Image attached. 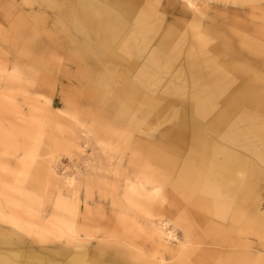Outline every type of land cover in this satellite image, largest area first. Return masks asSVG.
I'll return each mask as SVG.
<instances>
[{"label":"rangeland","instance_id":"1","mask_svg":"<svg viewBox=\"0 0 264 264\" xmlns=\"http://www.w3.org/2000/svg\"><path fill=\"white\" fill-rule=\"evenodd\" d=\"M109 1L0 0V264H156L157 256L174 264L187 241L201 255L184 253L179 264H264V242L244 233V218L236 224L208 215L211 204L208 214L199 209V194L189 186L203 161L195 131L217 141L207 128L213 108L235 88L255 83L264 92V0H193L195 7L184 0ZM95 20L105 22L96 28ZM243 35L257 47L244 48ZM232 66L239 71L229 73ZM204 108L211 110L204 115ZM262 111L250 117L264 122ZM69 139L81 150L67 147ZM152 149L174 168L158 164ZM106 157L117 176L104 174ZM53 167L59 177L48 176ZM262 181L255 180L253 192L264 211ZM242 186L236 184L230 198L217 190L210 200L237 208ZM150 215L177 239L159 255L144 224ZM16 216L23 221L15 228ZM68 225L86 237L82 250Z\"/></svg>","mask_w":264,"mask_h":264},{"label":"bare ground","instance_id":"2","mask_svg":"<svg viewBox=\"0 0 264 264\" xmlns=\"http://www.w3.org/2000/svg\"><path fill=\"white\" fill-rule=\"evenodd\" d=\"M12 1V0H11ZM45 1L46 4H50L52 3V1L50 0H43ZM112 1V0H110ZM109 1V2H110ZM187 1L188 6L190 7H195V2L192 0H184ZM247 1H257V0H247ZM105 2V1H104ZM155 2V1H154ZM242 2V1H241ZM245 2V0H244ZM259 2V1H258ZM63 3V2H62ZM61 3V4H62ZM77 3V2H76ZM149 3V2H148ZM256 3V2H255ZM261 3V2H260ZM27 4V3H26ZM233 4V3H232ZM12 5V4H11ZM29 5V4H28ZM68 5V3H67ZM78 5V4H77ZM243 5V4H242ZM245 5V4H244ZM263 5V4H262ZM13 6V5H12ZM33 6V5H32ZM60 6V5H59ZM87 6V5H86ZM151 6V5H150ZM42 7V6H41ZM57 7V6H56ZM65 7V6H64ZM246 7V6H244ZM77 8V6L75 7ZM147 8V7H146ZM189 8V7H188ZM197 8V7H196ZM247 9V8H246ZM61 10V9H60ZM76 10V9H75ZM194 10V9H192ZM78 11V10H77ZM98 11L101 13L102 9H98ZM140 11V10H139ZM21 12V11H20ZM37 12V11H36ZM62 12V11H61ZM193 12V11H192ZM200 12V11H199ZM19 13V12H18ZM45 13V12H44ZM140 13V12H139ZM56 14V12H55ZM83 15V13H80ZM148 14V13H147ZM191 14V13H190ZM195 14V13H194ZM199 14V13H198ZM246 14V13H245ZM29 15V14H28ZM35 15V14H34ZM58 15V14H57ZM61 15V14H60ZM59 15V16H60ZM200 15V14H199ZM198 15V16H199ZM7 16V15H6ZM30 16V15H29ZM33 16V15H32ZM37 16V15H36ZM138 16H141L140 14ZM149 16V15H148ZM248 16V15H247ZM42 17V16H41ZM62 17V16H61ZM68 17V16H67ZM137 17V16H136ZM135 17V18H136ZM192 18H195L193 16H191ZM17 18V16H16ZM65 18V17H64ZM139 18H142L139 17ZM197 18V15H196ZM252 18V17H251ZM250 18V19H251ZM7 19V18H6ZM24 19V18H23ZM59 19V18H58ZM67 19V18H66ZM65 19V21H66ZM160 19V18H159ZM178 19V18H176ZM223 19V18H222ZM30 20V19H29ZM34 20V19H33ZM39 20V18H38ZM64 20V19H63ZM145 20V19H144ZM192 20V19H190ZM182 21V20H181ZM192 21H195L194 19ZM197 21V20H196ZM226 20H224L225 22ZM17 22V21H16ZM25 22V21H24ZM38 22V21H37ZM64 22V21H62ZM90 22V21H89ZM105 22V21H103ZM101 20H98V22L95 20L94 21V26L96 28H101L103 26V23ZM179 22V21H178ZM200 22V20H198V23ZM227 22V21H226ZM249 21H247L248 23ZM14 23V22H13ZM22 23V22H21ZM66 23V22H65ZM92 23V22H91ZM190 25V22H188ZM193 23V22H192ZM195 23V22H194ZM197 23V22H196ZM242 23V20H241ZM246 23V22H245ZM39 24V23H38ZM63 24V23H62ZM79 24V23H78ZM133 24V21H132ZM136 24V22H135ZM243 24V23H242ZM249 24V23H248ZM14 25V24H13ZM12 25V26H13ZM28 25V24H27ZM43 25V24H42ZM134 25V24H133ZM137 25V24H136ZM172 25V24H171ZM188 25V27H190ZM200 26V25H199ZM225 26V25H224ZM241 26V25H240ZM247 26V25H246ZM18 27V26H17ZM42 27V26H41ZM186 27V28H188ZM201 27V26H200ZM248 27V26H247ZM251 27V26H250ZM255 27V25H254ZM20 28V27H19ZM195 28V27H194ZM245 28V27H244ZM17 29V28H16ZM190 29V28H188ZM198 29V28H197ZM252 29V28H251ZM260 29V28H259ZM19 30V29H17ZM53 30V29H52ZM184 30V28H183ZM187 30V29H186ZM263 30V29H262ZM132 31V30H131ZM189 31V30H188ZM234 31V30H233ZM183 32V31H181ZM198 32H200L198 30ZM197 32V33H198ZM241 32V31H240ZM248 32V31H247ZM256 32V31H255ZM258 32V30H257ZM256 32V33H257ZM263 32V31H262ZM18 33V32H17ZM177 33V32H176ZM180 33V32H179ZM184 33V32H183ZM232 33V32H231ZM260 34V32H258ZM186 34V32H185ZM237 33H235L236 35ZM244 34V33H242ZM263 34V33H262ZM121 35V34H120ZM188 35V34H187ZM226 35V34H225ZM258 35V34H257ZM261 35V34H260ZM116 36V35H115ZM146 36V35H145ZM184 36V35H183ZM195 36V35H194ZM200 36V35H199ZM56 37V36H55ZM58 37V36H57ZM129 37V36H128ZM127 37V38H128ZM180 37V36H179ZM178 37V38H179ZM222 37V36H221ZM229 37V36H228ZM227 37V38H228ZM52 38H54L52 36ZM117 38V37H116ZM119 38V37H118ZM126 38V39H127ZM131 38V37H129ZM128 38V39H129ZM204 38V37H203ZM236 38V36H235ZM132 39V38H131ZM131 39H129L130 41H132ZM134 39V38H133ZM143 39V38H142ZM194 39V38H193ZM198 39V37H197ZM205 39V38H204ZM222 39V38H221ZM52 40V39H51ZM114 40V38L112 39ZM208 40V39H207ZM228 40V39H227ZM233 40V39H232ZM12 41V40H11ZM125 41V40H124ZM129 41V42H130ZM143 41V40H142ZM206 41V39H205ZM204 41V42H205ZM60 42V41H57ZM136 42V41H135ZM203 42V41H200ZM38 43V42H37ZM43 43V42H42ZM56 43V42H55ZM137 43V42H136ZM135 43V44H136ZM144 43V41L142 42ZM126 44V43H125ZM124 44V45H125ZM192 44V43H191ZM198 43H196L197 45ZM206 44V43H205ZM209 44V43H208ZM207 44V45H208ZM240 44L244 47V48H252L255 49L257 47V42L255 41V39L253 40L252 36H247V35H243V38H241L240 40ZM35 45V44H34ZM38 46L41 45V43L37 44ZM35 45V46H37ZM122 46H120V48H123V43L121 44ZM174 45V44H173ZM194 46V44H192ZM127 46V45H126ZM148 46V45H147ZM10 47V46H9ZM43 46L41 45V48ZM146 47V45H145ZM144 47V48H145ZM174 47V46H172ZM197 47V46H196ZM195 47V49H196ZM221 47V46H220ZM57 48V47H56ZM61 48V47H59ZM206 48V45H205ZM205 48L202 49L205 50ZM38 49V47H36V50ZM53 49V48H52ZM130 49V48H129ZM129 49H127L129 51ZM143 49V48H142ZM160 49V48H159ZM190 49V48H189ZM199 49V48H198ZM220 49V48H219ZM58 50V49H57ZM125 51V49H123ZM151 50V49H150ZM194 50V49H192ZM197 50V49H196ZM200 50V49H199ZM202 50V51H203ZM59 51V50H58ZM191 51V49H190ZM209 51V50H208ZM255 51V50H254ZM60 52V51H59ZM170 52V51H169ZM193 52V51H192ZM199 52V51H197ZM196 52V53H197ZM252 52V51H251ZM122 53V52H120ZM124 53V52H123ZM126 53V51H125ZM195 53V54H196ZM202 53V52H201ZM201 53H199L198 56L201 55ZM220 53V50H219ZM253 53V52H252ZM258 53V52H257ZM256 53V54H257ZM192 54V53H191ZM207 56L209 55V53H206ZM54 55V54H52ZM50 55V56H52ZM153 55V54H152ZM260 55V54H258ZM75 56V55H74ZM206 56V57H207ZM244 56V55H243ZM150 57V54H149ZM148 57V58H149ZM154 57V56H153ZM158 57V56H156ZM179 57V56H178ZM205 57V54H204ZM147 58V56H146ZM203 58V56H202ZM214 58V57H213ZM241 58V57H240ZM179 59V58H178ZM156 60V58H155ZM170 60V59H169ZM168 60V61H169ZM174 60V59H173ZM214 60V59H213ZM132 61V60H131ZM152 61V60H151ZM158 61V60H157ZM156 61V62H157ZM167 61V62H168ZM205 61V60H204ZM212 61V60H211ZM210 61V62H211ZM134 62V61H133ZM143 62V61H142ZM154 62V61H153ZM163 62V61H162ZM209 62V61H208ZM145 63V61H144ZM202 63V62H201ZM225 63V62H224ZM228 63V62H227ZM169 64V63H168ZM210 64V63H209ZM208 64V65H209ZM223 64V63H222ZM134 65V64H133ZM138 65V63H137ZM149 65V64H148ZM153 65V64H152ZM216 65V64H215ZM217 66V65H216ZM144 67V66H143ZM142 67V69H143ZM209 67V66H208ZM222 67V66H221ZM224 67V66H223ZM238 66H232L231 70H229V73L233 74V72H237L239 71V69L237 68ZM98 68V67H97ZM134 68V67H133ZM132 68V69H133ZM153 68V66H152ZM158 68V67H157ZM160 68V67H159ZM207 68V67H206ZM155 69V68H154ZM162 69V67H161ZM215 69V68H214ZM171 70V69H170ZM213 70V69H212ZM219 70V68H218ZM146 71V70H145ZM159 71V70H158ZM162 71V70H161ZM141 72V71H138ZM157 72V71H155ZM215 72V71H213ZM219 72V71H218ZM227 72V71H226ZM142 73V72H141ZM151 73V71H150ZM212 73V72H210ZM209 73V75H210ZM117 74V72H116ZM115 74V75H116ZM139 74V73H138ZM152 74V73H151ZM175 74V73H174ZM108 75V74H107ZM106 75V77L108 78V76ZM141 76V75H140ZM150 76V75H148ZM164 76V75H163ZM174 76V75H173ZM100 77V75H99ZM105 77V78H106ZM143 77V76H142ZM152 77V76H151ZM165 77V76H164ZM228 77V76H227ZM93 78V77H92ZM91 78V79H92ZM103 78V77H102ZM103 78V79H105ZM147 78V77H146ZM36 79V78H35ZM148 79V78H147ZM102 79H100L101 81ZM225 80V79H224ZM35 81V80H34ZM44 81V80H43ZM111 81V80H110ZM109 81V82H110ZM177 81V80H176ZM47 82V81H46ZM222 82V81H221ZM33 83V82H32ZM34 84V83H33ZM107 84V83H106ZM105 84V85H106ZM146 84V83H145ZM110 85V84H109ZM114 85V84H113ZM128 85V84H127ZM142 86V84H141ZM140 86V87H141ZM107 87V85H106ZM127 87V86H126ZM125 87L123 88H119L120 92H124L125 91ZM155 89V88H154ZM181 89V88H180ZM183 89V88H182ZM112 92V89L110 90ZM114 93H116L117 91H115L113 89ZM146 91V90H145ZM174 91V90H173ZM176 91V89H175ZM174 91V92H175ZM181 91V90H178ZM119 92H117L118 94ZM150 93V92H149ZM103 94V93H102ZM228 96L226 95V97L223 99L221 106L218 105L217 107H212L214 110V121L209 124L208 131L211 133V135L215 136L217 141L215 142L214 140L210 141V139H205V137L201 138V134L198 131H195V137L196 139L193 140L196 143L195 147L197 148L196 150L199 151V148H201L202 150V154H201V158L203 159L202 161V165H201V171H199V173H197V171H194V180L192 183H189L190 185V190L191 188H193V192H195V194L198 192L199 195L196 194V198H195V204L196 206L201 209L203 212L208 214L209 211V207H208V203L211 204V210L208 215H212L215 216L217 219L221 220V222H225V219H229L231 222L233 223H240V221L242 220V218H244V233H246L247 235H250L256 239H259L261 243L264 242V211H262L260 209V205H261V200L258 199L257 195L254 191V187L258 186L259 183L255 182L256 179L259 180H263L262 182L264 183V122L261 121V118L259 119V117H250L252 115L251 111L255 110V109H262L263 111L260 113V115H263L264 113V92H262V90H259L258 86L255 85V83H251L249 86H247L245 89L244 88H235L234 90L230 91L227 93ZM221 97V96H219ZM218 97V98H219ZM148 100V98H147ZM32 102V101H31ZM34 102V101H33ZM151 102V101H150ZM9 103V102H8ZM200 103V102H199ZM29 104V103H28ZM27 104V105H28ZM156 104V103H155ZM168 104V103H167ZM154 105V104H153ZM157 105V104H156ZM196 105V104H195ZM155 106V105H154ZM194 106V105H193ZM201 106V105H199ZM223 106V107H222ZM202 107V106H201ZM46 109V108H45ZM195 109V108H194ZM48 110V109H47ZM210 108H204L203 109V114H207L208 111H210ZM46 111V110H45ZM51 114H53V110H50ZM49 111V112H50ZM49 112L47 113V115L49 114ZM195 112V111H194ZM55 113V112H54ZM56 114V113H55ZM50 114L47 117L50 120ZM54 116V115H53ZM263 117V116H262ZM55 118V117H54ZM57 118V116H56ZM203 118V117H202ZM201 118V119H202ZM46 119V118H45ZM53 119V117H52ZM197 119V118H196ZM47 120V119H46ZM56 121V119H55ZM50 122V121H49ZM211 122V121H209ZM196 130V129H194ZM193 130V131H194ZM63 134V133H62ZM121 134V133H120ZM120 134H118L120 136ZM43 136V135H42ZM71 137V136H70ZM73 137V136H72ZM121 137V136H120ZM85 138V137H84ZM130 138V137H129ZM53 139V137H52ZM76 139V138H75ZM74 139V140H75ZM119 139V138H118ZM121 140V139H120ZM53 142V141H52ZM56 142V141H55ZM67 147H69L70 149H73L75 152L81 150L79 148L78 145H76L77 143L73 141V139H69L67 140ZM118 142V140H117ZM116 142V143H117ZM154 142V141H153ZM215 142V144H213ZM59 143V142H58ZM57 144V143H56ZM66 144V143H65ZM129 144V143H128ZM58 145V144H57ZM49 146V145H46ZM51 146V145H50ZM54 146H56L54 144ZM64 146V145H63ZM110 146V145H109ZM45 147V146H44ZM57 147V146H56ZM62 147V146H61ZM36 148V147H35ZM47 148V147H46ZM51 148V147H50ZM49 148V149H50ZM34 149V147H33ZM48 149V150H49ZM52 149V148H51ZM50 149V150H51ZM59 149V147H58ZM158 149V148H157ZM47 150V149H46ZM112 150V149H111ZM34 151V150H33ZM38 151V150H37ZM36 151V152H37ZM35 152V153H36ZM48 152V151H47ZM153 154H156V161L158 164L161 163V166H164L165 168H169L172 169L171 167H173L172 165H174L175 163L171 162L170 160H168L169 157H167L166 155L162 156L160 155L161 153H159L157 150L152 149ZM159 154H158V153ZM42 153V152H41ZM164 153V152H163ZM174 154V151L172 152ZM49 154V152H48ZM79 154V152H78ZM35 155V154H34ZM37 155H39L38 157H40V154L37 152ZM44 155V154H43ZM168 155V154H167ZM35 158V156L33 157ZM112 158V157H111ZM175 158V157H174ZM40 159V158H39ZM23 160V159H22ZM34 160V159H33ZM43 160V159H42ZM111 159H107V157L103 160V172L104 174H108V173H112V176H117L116 171L117 168L112 167L113 165H111V163L109 162ZM21 161V159H20ZM25 161V160H24ZM22 161V162H24ZM45 161V160H44ZM27 163V161H26ZM25 162L23 163V165L26 164ZM29 163V162H28ZM36 163V162H35ZM49 163V162H48ZM30 164V163H29ZM47 164V163H46ZM37 165V164H36ZM40 165V164H39ZM48 165V164H47ZM46 165V166H47ZM34 166V163L33 165ZM49 166V165H48ZM189 167H191L188 164ZM22 167V163L21 166H19V169ZM24 167V166H23ZM41 167V166H40ZM27 168V167H26ZM39 168V166L37 167ZM37 168H35L36 171ZM101 168V167H100ZM174 168V167H173ZM18 169V170H19ZM25 169V168H24ZM195 169V167H194ZM21 170H23L21 168ZM27 170V169H26ZM14 171V169H13ZM16 171V170H15ZM20 171V170H19ZM33 171V170H32ZM31 171V172H32ZM47 171V169H46ZM177 171V169H176ZM175 171V172H176ZM27 172V171H26ZM29 172V171H28ZM20 173H22L20 171ZM25 173V172H24ZM39 173V172H38ZM8 174V173H7ZM17 174V173H16ZM27 174V173H26ZM37 174V172H36ZM48 176L51 178L52 176H54L53 178H56L58 175L57 173L54 171V167L50 168V170L48 171ZM236 174H240V177L238 178ZM9 175V174H8ZM31 175V174H30ZM110 175V174H109ZM11 176V175H10ZM9 176V178H11ZM16 176V175H15ZM14 176V177H15ZM40 176V175H39ZM17 177V176H16ZM36 177V176H35ZM59 177V176H58ZM105 177L108 178V176L105 175ZM31 178V177H29ZM33 178V177H32ZM37 178V177H36ZM34 178V182L35 179ZM43 178V176H42ZM104 178V177H103ZM14 179V178H13ZM19 179V177H18ZM22 180V178H20ZM26 179V178H25ZM106 179V178H105ZM109 179V178H108ZM29 180V179H28ZM38 180V179H36ZM46 180V179H45ZM145 180V179H144ZM150 180V179H149ZM173 180V179H172ZM20 181V180H18ZM50 181V179H49ZM48 181V182H49ZM108 181V180H107ZM107 181L104 180L103 184L107 185ZM27 182V181H26ZM32 182V180H31ZM110 182V180H109ZM50 183V182H49ZM242 184V189L240 191V193L237 196V200L238 202H240L239 207L237 208H229L230 206L227 205L226 202L220 200V206L218 205H213L214 202H212L211 196H214V192H216L217 190H226V197L225 198H230L229 193L230 191H232V188H235L236 184ZM262 183V184H263ZM69 184V183H68ZM109 184V183H108ZM51 185V184H50ZM131 184L129 182H127V186L126 188L130 187ZM140 186V185H139ZM138 186V188H139ZM262 186V185H261ZM36 187V186H35ZM38 187V186H37ZM104 187V186H103ZM152 187V186H151ZM175 187V186H174ZM44 188V187H43ZM108 188V187H107ZM117 188V187H116ZM116 188L112 187L110 185L109 189L115 190ZM137 187H133V190H137ZM156 187H153L154 190ZM46 189V188H44ZM49 189V188H47ZM177 189V188H175ZM180 189V188H179ZM131 191V189H129ZM148 190V189H147ZM158 191V190H157ZM46 192V191H45ZM133 192V191H132ZM111 193V192H110ZM126 193V191H125ZM130 193V192H128ZM127 193V194H128ZM45 194V193H44ZM142 194V193H141ZM219 194V193H218ZM159 195V194H158ZM47 196V194H46ZM49 196V195H48ZM130 196V195H128ZM126 195L124 196L125 200H126ZM200 197V198H199ZM49 198V197H47ZM46 198V200H47ZM220 198V197H219ZM122 199H120L121 202ZM124 200V203H125ZM249 201L250 204H253L251 207V209H247V202ZM218 202V201H217ZM58 204L62 203L61 199L57 200ZM123 203V204H124ZM216 204V203H215ZM4 205V203H3ZM127 205V204H126ZM125 205V206H126ZM129 205V204H128ZM127 205V206H128ZM132 205V204H131ZM133 206V205H132ZM135 206V205H134ZM4 207V206H3ZM136 207V206H135ZM134 207V208H135ZM127 209H129L128 207H126ZM10 210V209H9ZM14 210V209H13ZM133 210V209H132ZM3 211H0V220H4V215H3ZM134 211V210H133ZM139 211V210H137ZM9 212V211H8ZM13 212V211H12ZM135 212V211H134ZM9 214V213H8ZM136 216H139L138 214L135 213ZM247 215V216H246ZM3 216V217H2ZM162 217V216H161ZM160 218V217H159ZM155 219L154 220V216L150 215V217L148 216L146 219V223L144 222V224H148L150 229H151V233L153 235V239H154V243L156 244V255L158 253L167 251L169 249V244L171 243L172 240H177L175 239L174 234H172L171 232H169L166 229V225L167 223H164L161 219ZM191 218V217H190ZM189 218V219H190ZM7 219V218H6ZM28 219V221L26 220ZM12 226L13 227H17L18 224L22 223L21 218H19L18 216L13 217L12 219ZM24 220H26L27 222H30V218H25ZM145 220V219H143ZM205 220V219H204ZM36 220H34L35 222ZM11 222V221H10ZM40 222V221H37ZM7 223V222H6ZM25 223V221H24ZM228 223V222H227ZM10 224V223H9ZM26 224V223H25ZM30 225V223H27ZM73 224V223H72ZM195 224V223H194ZM41 225V224H40ZM39 225V226H40ZM33 226V225H32ZM30 227V226H29ZM35 227V225H34ZM220 227H223V225H221ZM218 229H221V228ZM28 228V227H26ZM38 228V227H37ZM42 228V227H40ZM61 228V227H59ZM228 228H230L228 226ZM21 230V228H20ZM38 230V229H37ZM42 230V229H41ZM67 230L68 233L70 234V238L71 241L78 247H80V250H82L84 247V243H86L85 238H78L77 237V232L75 230V228L73 227V225H68L67 226ZM1 231V230H0ZM31 231V230H30ZM29 231V232H30ZM148 231V230H147ZM40 232V231H39ZM25 234V231L23 232ZM148 233V232H147ZM27 234V233H26ZM149 234V233H148ZM215 238V237H214ZM262 240V241H261ZM70 241V242H71ZM182 241H180L181 243ZM226 242V241H225ZM2 243V242H1ZM10 243V242H9ZM11 244V243H10ZM188 247H186L185 249H183L179 256L174 258L175 259V263L174 264H179L180 262V257L182 254L184 253H195L196 256L197 254L199 255L200 252L192 249V245L189 241H187ZM225 244V243H224ZM185 245V244H184ZM76 246H74L73 248H75ZM263 248V247H262ZM79 249V248H78ZM76 251V250H74ZM179 251V250H178ZM198 252V253H197ZM162 254V253H161ZM71 255V254H70ZM159 255V254H158ZM201 255V254H200ZM154 257V256H153ZM158 258H156L158 260V262L156 264H165V260H163L161 257L157 256ZM174 257V256H173ZM72 260V259H70ZM173 260V259H172ZM186 260V259H185ZM218 260V259H217ZM155 261V259H154ZM69 262V261H68ZM71 262V261H70ZM151 262V261H150ZM168 263V262H167ZM171 263V261H170Z\"/></svg>","mask_w":264,"mask_h":264}]
</instances>
